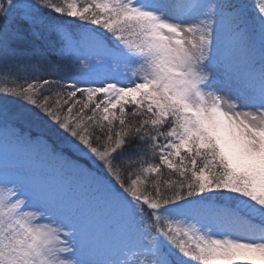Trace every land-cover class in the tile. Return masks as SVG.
Returning a JSON list of instances; mask_svg holds the SVG:
<instances>
[{
	"label": "snow or ice",
	"instance_id": "6c2138e0",
	"mask_svg": "<svg viewBox=\"0 0 264 264\" xmlns=\"http://www.w3.org/2000/svg\"><path fill=\"white\" fill-rule=\"evenodd\" d=\"M0 264H264V0H0Z\"/></svg>",
	"mask_w": 264,
	"mask_h": 264
}]
</instances>
